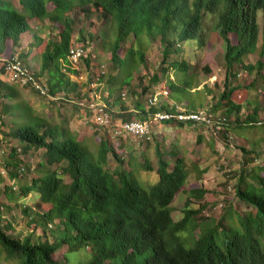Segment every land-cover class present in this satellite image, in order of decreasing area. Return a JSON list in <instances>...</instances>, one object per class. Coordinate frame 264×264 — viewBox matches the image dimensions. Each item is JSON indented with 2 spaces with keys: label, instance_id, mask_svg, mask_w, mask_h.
Masks as SVG:
<instances>
[{
  "label": "trees",
  "instance_id": "1",
  "mask_svg": "<svg viewBox=\"0 0 264 264\" xmlns=\"http://www.w3.org/2000/svg\"><path fill=\"white\" fill-rule=\"evenodd\" d=\"M18 2L19 6L14 0H0L1 69L4 70L6 60L15 56L23 61L36 46L40 67L34 75L47 89L43 96L53 100L54 104L56 100L68 101L70 93L77 92L79 87L68 74L77 72L71 65V49L82 48L84 53L79 57L88 68L91 65V55L85 53L88 38L81 35L78 45L72 46L76 22L71 15L81 10L86 17L96 13L104 19L106 28L113 30L103 43L111 51L112 71L107 75L102 73L106 80L105 88L110 94L106 103L112 123L119 117L122 120H148L163 109L175 114L176 110L170 103L151 104L154 93H150L149 101H145L142 97L151 92V87L146 85L136 93V113L124 105L118 113L110 110L117 101L112 95L115 88L129 86L136 68L140 64L146 67L142 45L158 37L163 46V62L172 53L177 55L164 67L168 72L175 69L177 74L174 80L168 76L169 96L188 99L187 112H197L203 107V104L191 100L189 91L194 73H189L192 63L184 56L188 55L191 45H194L195 56L200 54L207 43V35L214 29L226 46L224 60L227 71L224 89L217 102L211 105L209 113L222 112L219 121L226 131L223 133L226 140L229 131L243 134L247 130L264 129V121L259 119L260 105L251 99L252 105L244 109L246 97L243 96L249 89L256 88L258 78L264 77V0ZM45 19L53 21L58 28L55 37L44 39L33 35L34 41L28 43V51L21 50L23 37L33 31V22ZM88 37L94 35L88 34ZM123 43H127V50L120 55ZM251 54H259L260 57L248 61ZM116 68L117 73L114 72ZM238 68L248 74L255 72V77L249 82L246 77H241L242 80L238 79V83L233 84L231 78H237L235 70ZM43 76L44 82L41 80ZM161 79L155 73L150 76L152 84ZM32 89L41 94L35 87ZM17 94L14 82L0 78V117L9 114L12 124L5 134L3 131L0 133L18 140L21 146H11L8 159L4 161L10 183L0 191L12 203L35 192L38 211L29 219L33 225L32 232L39 226L50 232L35 241L32 232L16 234V217L4 214L8 205L0 199V254H4L7 260L15 264H264V159H260L262 151L258 148L264 134L257 141L249 140L250 148L239 147L242 159L238 171L233 173L237 179V197L255 210L242 213L229 204L219 219L203 216L201 211L207 206L205 200L195 208L191 205L209 193L207 188L200 186L190 189L183 207L184 216L175 220L172 202L189 175L184 156H176L170 168V162L163 158L157 143V181L149 182L147 177L140 179L135 158L128 159L130 168L127 169L109 137L100 138L98 149L90 150L69 127V118L53 121L40 115L41 118L33 122L34 113L38 111L29 103L30 116L16 126L11 117L14 103L18 101L21 106L26 103L16 100ZM7 98L9 103L4 101ZM79 106L82 108L84 105ZM57 108V115H63L61 107ZM213 116L216 120L217 115ZM163 122L168 125L185 124L184 120L176 117ZM201 140L202 136L199 137ZM33 147L43 149L42 159L33 167L28 165L25 172L20 152ZM171 154L175 152L171 151ZM112 162L116 164L112 165ZM148 162L149 159L145 158L142 170L153 171ZM30 208L31 205H27L21 210L22 214H28ZM41 208L44 211H39ZM197 228L199 233L195 236ZM84 249H88L89 257L83 259L80 254Z\"/></svg>",
  "mask_w": 264,
  "mask_h": 264
},
{
  "label": "rangeland",
  "instance_id": "2",
  "mask_svg": "<svg viewBox=\"0 0 264 264\" xmlns=\"http://www.w3.org/2000/svg\"><path fill=\"white\" fill-rule=\"evenodd\" d=\"M15 5L19 6L18 0H14ZM51 8V6H49ZM26 14V12L24 11ZM71 17L75 20L76 25L73 30L72 46L78 45L79 36L85 35L88 39L85 43V53L91 55L92 61L89 68L86 63L80 57L73 58L70 56L71 65L77 72H69L71 79L79 84L77 92L70 93L71 98L68 101L56 100L55 104L53 100L43 96V94L35 92L30 86H21L18 83L15 85L18 88V94L16 100H23L26 102L24 105H20L18 101L14 103V111L11 114L12 120L15 125L22 124V120L27 119L30 116V104L38 112L34 113V121L39 119L40 115H44L46 118H50L53 121H61L62 118H69V127L75 131L78 139L88 146L92 151H96L99 147V139L103 137H109L112 139L114 145L119 150V156L124 161V166L129 169L128 159L135 158L137 161V172L140 179L147 177L149 182H156L158 175L156 169L158 167L156 153V145L158 143L159 148L162 150L163 158L170 162V168L173 167V163L176 156H184L186 167L188 170V179L183 189L177 193L174 201L172 202V215L175 220H180L184 216L183 207L189 196L190 189L193 187L203 186L208 189L209 193L205 195L204 199L196 202L193 208L197 207L199 203L207 202V206L201 211V215L206 217H213L219 219L223 215L224 209L232 204L239 212L246 213L251 210H255L253 206H250L243 200L239 199L236 195L235 184L237 182L236 176L233 173L237 172L242 159L240 146H249V140L257 141L264 134V129L257 128L253 130H247L243 134L234 133L232 131L227 132V140L223 137V133H226L225 129L217 130L213 125H207L201 120L199 124L188 123L185 121L183 126L180 125H168L163 121L159 122L155 119H148L150 122V129L152 134L148 139V143L141 142L140 138H136L131 135L123 133L121 130L120 120L118 118L112 125L105 126L100 124L101 120L97 119L96 112L98 106H105L107 108L106 99L109 91L105 88V78L102 77V73L108 74L112 71L111 64V51L106 45H103L104 41L110 37V33L113 32L110 27L107 29V25L104 24V19L99 18L96 13L89 17H86L81 10ZM57 29L53 21L45 19L43 21L35 20L33 22V31H29L22 39V48L24 52L28 51L29 42H33V35H40L44 39L55 37ZM104 29H106L104 32ZM217 30L211 29L207 35V43L201 48L202 52L195 56L194 45L189 47L188 55L184 58H188L192 63L189 73H194L191 90L192 99L197 104H203L199 110H204L210 118L211 114L209 109L212 104L216 103L219 99L220 92L224 89V80L226 76L227 66L224 60L225 43L223 39L216 33ZM88 34H93L94 37H88ZM148 41V39H146ZM120 55H124L127 50V43L121 45ZM185 48V47H184ZM183 48V49H184ZM142 49L146 53V62L140 64L133 73V78L130 85L124 88L116 87L112 93L116 98V104L110 106V110L113 113H118L121 110V105H124L132 113H136V100L137 91H140L141 86H150L151 92L142 97L145 101H149L148 95L154 93L157 98L156 105L161 103H170L177 111L186 109L188 99L186 98H172L169 96L167 87L168 76L170 79H176L177 74L175 69H170L169 72L164 70L168 60H173L177 57L176 53H172L166 62H163V46L161 38L150 39V43L145 42L142 45ZM30 56L24 58V62L30 66L33 72H38L40 67V54L37 51V47L32 48ZM259 54H251L248 57V61H255L259 58ZM2 61H0V78L11 82L4 70L1 69ZM237 78H231L233 84L238 83V79L246 77V81L255 77V72L248 74L245 70L238 68ZM117 73L118 69H114ZM147 73V74H146ZM152 73L159 75L162 79L160 82L154 84L150 81ZM91 76L93 78H91ZM45 76L41 77L42 82L45 81ZM257 86L254 89H249L243 95L246 97L244 103V109L247 106H251L252 102H256L260 105L259 119L264 121V77L258 78ZM242 80V79H241ZM46 90V87H44ZM112 90H110L111 92ZM186 92V91H185ZM79 93V95L77 94ZM64 95V93H61ZM241 95V93H240ZM64 97V96H63ZM239 97V96H238ZM240 98V97H239ZM109 99V98H108ZM2 99L0 98V101ZM9 103V99L4 100ZM110 101V100H109ZM111 102V101H110ZM30 103V104H29ZM94 104L92 106L91 104ZM112 103V102H111ZM79 105H84L82 108ZM93 109H91L89 107ZM63 113L61 116L58 113V108ZM100 106V107H101ZM102 106V107H103ZM1 108V107H0ZM108 109V108H107ZM89 111L91 114H89ZM161 111H164L161 110ZM221 111L214 114L217 115V119L221 115ZM225 117H227L225 115ZM223 117V118H225ZM41 118V117H40ZM229 118V117H228ZM72 119V120H71ZM71 120V121H70ZM12 127L9 114L0 117V131L4 134ZM2 136L0 141V188L9 182L8 173L4 161L8 159V154L11 146H18V140ZM202 136V140L199 141V137ZM122 143V145H120ZM120 145V146H119ZM259 150L262 151L261 160L264 159V140L259 141ZM171 151L175 154H171ZM43 149L31 148L27 152H20V157L23 159L24 171L27 172V167L35 166L39 160L42 159ZM112 160V156H109ZM145 158L149 159V162L154 170L146 171L142 170L145 166ZM112 162V165H115ZM230 171V172H229ZM32 175L29 174V178ZM68 179V178H67ZM17 186V184L15 185ZM0 199L8 205L5 208L4 214L9 216L13 214L16 217L14 221L16 234H28L33 230V225L29 219L38 211L37 206V194L35 192L29 193L26 197H20V200L14 201V203L8 201L2 191H0ZM205 200V201H204ZM27 205H31L29 215L22 214L21 210ZM39 211H44L43 208ZM57 223V222H56ZM55 225V222L50 226ZM50 231H46L39 226L33 233V240H37L40 236H47ZM199 233V228L194 231L196 236ZM80 257L83 259L88 258V249L82 250ZM0 264H15L11 260H7L4 254H0Z\"/></svg>",
  "mask_w": 264,
  "mask_h": 264
},
{
  "label": "built area",
  "instance_id": "3",
  "mask_svg": "<svg viewBox=\"0 0 264 264\" xmlns=\"http://www.w3.org/2000/svg\"><path fill=\"white\" fill-rule=\"evenodd\" d=\"M83 53L84 50L82 48L71 49V57L73 58H78ZM4 71L11 82L18 83L21 86L35 87L36 89L40 90L42 94L47 92V89L45 90L43 84L40 83L35 77V73L17 56L4 62ZM156 101L157 98L154 97L150 100V103L156 104ZM91 105L94 106L93 103ZM91 105H89V107L93 109ZM100 106H98V111H95L96 117L97 119L101 120L100 124L108 126L110 125L112 120L111 115L107 111L106 105H102L103 107ZM206 114L208 113L204 110H198L197 112H187L186 109H181L179 111L176 110L175 114L167 111H159L149 119L153 118L156 121L160 122L165 119H170L171 117H176L184 121H196V123H200L203 119L202 121H204L205 124L210 126L213 125L217 130L222 128L219 118L215 120L212 114L211 117H213L214 119L210 118ZM119 125L121 126V130L123 133L134 136L136 138L148 140L150 138V135L152 134L149 120H120Z\"/></svg>",
  "mask_w": 264,
  "mask_h": 264
}]
</instances>
